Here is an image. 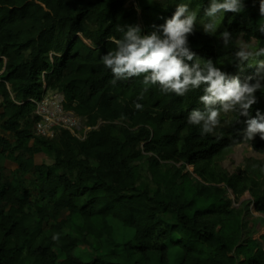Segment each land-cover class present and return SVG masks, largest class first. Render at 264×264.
Instances as JSON below:
<instances>
[{
	"label": "trees",
	"instance_id": "1",
	"mask_svg": "<svg viewBox=\"0 0 264 264\" xmlns=\"http://www.w3.org/2000/svg\"><path fill=\"white\" fill-rule=\"evenodd\" d=\"M211 2L197 0L198 11ZM260 2L238 0L243 10L225 13L218 34H186L189 67L202 58L226 80L260 84L244 116L239 105L227 115L220 102L206 105L203 82L183 96L143 84V75L111 83L103 55L129 27L141 37L162 34L173 5L0 0V264H264V233L254 237L264 225L261 164L235 172L219 164L241 143L264 149L259 132L245 138L246 121L257 110L264 116V67L244 69L246 60L236 55L240 36L264 48ZM48 91L62 93L63 110L90 128L83 139L64 128L52 138L36 133V102ZM212 110L219 115L211 132H202L204 120L188 123L192 112L206 120ZM37 154L51 162L37 163ZM6 160L16 167L8 169ZM229 190L235 201L246 192L251 199L235 207ZM251 205L262 216L249 219ZM105 241L112 249L102 247ZM86 253L92 256L83 261Z\"/></svg>",
	"mask_w": 264,
	"mask_h": 264
},
{
	"label": "clouds",
	"instance_id": "2",
	"mask_svg": "<svg viewBox=\"0 0 264 264\" xmlns=\"http://www.w3.org/2000/svg\"><path fill=\"white\" fill-rule=\"evenodd\" d=\"M243 9L238 5V0H224L223 3L212 0L210 8L206 10L207 16L215 17L217 12L220 14L232 12L239 13ZM260 14L264 16V0H261L259 7ZM187 13V15H185ZM197 11L188 12L187 5L177 6L174 14L162 25V34L158 35L152 32L151 35L141 37L139 28L129 27L128 31L123 33V40H116L118 47L114 51L107 52L102 57V63L110 68L114 79L113 85L118 80H127L132 77L143 75V84L151 82L159 84L164 93L174 92L178 96H183L191 85L198 87L202 82L208 84L205 95L200 99L206 105L220 102L223 110L227 112L230 108L239 105L244 110L242 115L248 116V109L255 102L254 92L260 88V84L249 85L245 83L241 86L238 79L226 80L225 75L218 68H213L211 61L206 65L207 73L203 74L199 61L189 67L185 59L191 61L193 54L185 46L187 42L186 34L192 31L193 22L196 19ZM181 17H184L183 19ZM218 27V21L215 24L206 25L205 31L214 30ZM264 31V29H261ZM221 36L228 42L229 33L224 31ZM241 51L236 55L242 59H247L253 54H264V48L258 51H244L245 47L250 45L240 44ZM264 67V61L260 62ZM264 78V77H262ZM137 110H142L143 105L135 104ZM219 112L210 111L207 119L199 112H192L188 118V123L197 125L204 120L202 132H211V126L218 123ZM248 140L254 139V133L259 132L260 139L264 140V116L257 110L256 116L246 121ZM54 241L59 240V234L52 236Z\"/></svg>",
	"mask_w": 264,
	"mask_h": 264
},
{
	"label": "rangeland",
	"instance_id": "3",
	"mask_svg": "<svg viewBox=\"0 0 264 264\" xmlns=\"http://www.w3.org/2000/svg\"><path fill=\"white\" fill-rule=\"evenodd\" d=\"M161 5L164 7L173 5L177 8L179 5H187L188 12L192 11H197V16L196 19L193 22L192 28L195 29H201L205 30L206 25H212L215 24V20L217 19L218 21V27H216L214 30H210V32L214 34L220 33V31L224 28V26L227 24L226 21V14H220V12H217L215 14V17L212 16H207L206 11L199 12V6L197 4V0H183L180 2L179 0H157ZM135 0H126V5L134 4ZM212 2L209 4L208 8H210ZM207 8V9H208ZM187 15V13H185ZM243 43L244 45H250L251 47H245L243 50L244 51H258V46L256 44V41L254 39H251L249 41H245L241 36L237 39V50L236 53L241 51L240 44ZM199 63L202 66L206 65V62L202 58H197ZM247 62V65L243 67L244 69L247 68H260L261 61H264V54L261 55H251L248 56L247 59H245ZM52 96L54 99V102L60 103L63 99L62 93L59 91H48L45 95V97ZM1 112V110H0ZM228 112L225 114L227 115ZM220 117V116H219ZM64 120V121H63ZM54 123L55 127L57 126L58 128H66L69 129L73 134H75L77 137H81L82 139L85 137V134L87 131L90 130L89 127H87L84 123V120L78 116H75L71 113H68L62 109V112L59 113L58 116L54 118ZM56 128V129H58ZM2 131L0 129V135H2ZM36 162H46L49 163L51 160L47 158L46 156H43L42 154H37L36 155ZM260 163L261 167H259V170L263 172L262 174L264 175V149L262 150H255L253 149L248 143L244 142L239 145H236L232 148H230L225 154L222 156V158L219 160V164L221 167L225 168L229 172H235L238 169H244L246 165H253L256 166V163ZM5 165L8 169L13 170L16 167V164L11 162L10 160L5 161ZM186 170H189L190 172L193 170L192 166H187ZM140 183H145L149 184L147 181L140 179ZM230 198L234 200V195L232 192L229 190L227 194ZM251 195L246 192L243 196H241L239 201H235L233 205L235 207H238L239 202L242 200H250ZM250 212L251 214L249 215V219L252 217H258L259 213L254 210L253 205L250 206ZM111 222L115 225V228H120L119 232L122 231L121 228L125 229L127 232H129V236L131 237L133 235V229L132 228H125L121 226V224L115 220L111 219ZM251 224V222H250ZM258 232L254 235V237H258L260 234L264 233V225L258 224L257 225ZM106 243L103 244V248L105 249H112V244L111 242L105 241ZM91 253H86L84 258L82 259L83 261H86L91 258L92 255Z\"/></svg>",
	"mask_w": 264,
	"mask_h": 264
},
{
	"label": "built area",
	"instance_id": "4",
	"mask_svg": "<svg viewBox=\"0 0 264 264\" xmlns=\"http://www.w3.org/2000/svg\"><path fill=\"white\" fill-rule=\"evenodd\" d=\"M53 99L54 98L52 96H44L42 100L36 102V113L41 117V120L36 126V133L48 138H52L55 135L56 128L58 127H55L54 118L58 116L63 109V99L60 103L54 102Z\"/></svg>",
	"mask_w": 264,
	"mask_h": 264
},
{
	"label": "crops",
	"instance_id": "5",
	"mask_svg": "<svg viewBox=\"0 0 264 264\" xmlns=\"http://www.w3.org/2000/svg\"><path fill=\"white\" fill-rule=\"evenodd\" d=\"M258 216H262L261 214H259Z\"/></svg>",
	"mask_w": 264,
	"mask_h": 264
}]
</instances>
